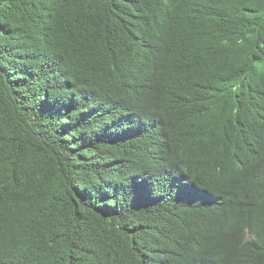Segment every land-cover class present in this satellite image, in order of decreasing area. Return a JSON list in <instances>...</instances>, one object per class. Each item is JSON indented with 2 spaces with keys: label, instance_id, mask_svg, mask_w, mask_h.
I'll return each mask as SVG.
<instances>
[{
  "label": "trees",
  "instance_id": "obj_1",
  "mask_svg": "<svg viewBox=\"0 0 264 264\" xmlns=\"http://www.w3.org/2000/svg\"><path fill=\"white\" fill-rule=\"evenodd\" d=\"M0 264H264V0H0Z\"/></svg>",
  "mask_w": 264,
  "mask_h": 264
}]
</instances>
